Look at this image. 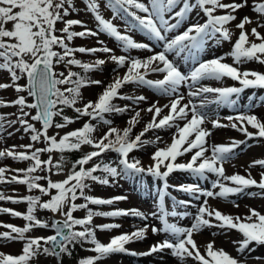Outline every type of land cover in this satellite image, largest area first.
Here are the masks:
<instances>
[{"label": "snow or ice", "instance_id": "obj_1", "mask_svg": "<svg viewBox=\"0 0 264 264\" xmlns=\"http://www.w3.org/2000/svg\"><path fill=\"white\" fill-rule=\"evenodd\" d=\"M84 3L86 11L93 15L96 31L88 28L81 20L65 19L75 10L73 0H0V73L7 72L11 80V83H0V90L13 87L17 93L26 92L28 97L34 99V102L29 103L24 95H19L12 101L0 100V107L19 106L20 115L16 120L7 121L9 126L19 122L24 126L25 132L31 133L32 142L39 143L43 140L46 145L43 148H34L30 143L20 146L25 151H16L15 146L12 149L0 150V159L10 157L16 161L32 162L26 169H13L16 174L10 177L6 176L9 170L0 167V183L26 185L29 191L38 189L42 195L49 197L46 201H42L40 196L31 195L13 199L0 193V200L27 203L26 213L0 208V213L10 214L26 221L23 227L0 224V227L8 229L0 232V241L23 242L21 253L18 255L0 252V264H30L40 256L56 257L59 264L61 254L71 255L68 245L75 243L81 245L90 243L93 247L89 250L96 253L94 256L80 259L78 264H97V261L117 253L150 256L165 250H170V255L176 258L179 264H187L189 258L194 264H244L223 248H216L215 241L208 242L201 251L193 236L194 233L206 228H218L225 232L234 230L241 237L232 241L238 255L249 251L253 243L264 245V214L249 208L247 214L234 216L222 213L208 202V198L227 201L230 197L245 194L253 187L260 191L247 192V195H260L264 198V159L254 160L249 165L250 168L259 166L262 169L259 181L254 179L250 172L247 176L239 173L226 175L224 168V164L233 158L235 149L241 144L253 138H264V120L248 112L225 117L224 119L229 121L228 124L221 123L220 119H213L211 120L213 129L230 127L243 133L246 140L208 145L212 130L204 127L208 117L202 109L209 104L234 108L238 106L239 98L245 90L264 89V73L241 70L239 67L247 62L264 65V34L258 31L259 28L264 27V21L257 19L256 26L249 32L246 25L254 21L247 15L242 17L240 22L235 24L239 35L233 43L234 33L229 25L237 20L235 13L248 6V0H240V2L232 0L228 3L224 0H194V2L193 0H104L105 7L113 13L112 19H106L101 14L100 0H84ZM251 8L258 17L264 18V0L254 2ZM193 10L202 12L206 17L205 22L192 23L177 33V29L186 23ZM125 17L133 21L128 30L139 28L150 39L160 42L162 50L141 59L129 55H116L113 49L104 46L103 41H98L100 47L70 46V42L76 37L98 36L102 32L118 41L125 53L134 49L152 52L153 48L148 43L135 41L130 35L122 33L113 23L114 19L124 20ZM58 22L62 23L63 27L57 28ZM74 26H80L84 30L73 31ZM213 39L217 45L222 42L232 43L231 50L215 58L199 60L198 53L202 52L206 43ZM76 53L109 55L106 59L84 63L76 58ZM169 54L184 60L191 59L194 67L187 74L182 72L176 61L169 58ZM229 57L233 61L232 64L225 62ZM109 61L116 66L113 69L116 74L112 81L104 87L95 101H88L83 107H77L83 87L103 83L101 80L89 79L87 73L100 70L101 66ZM60 64L64 65L65 71H56L57 65ZM71 66H78L85 74L72 71ZM121 68L126 69L122 76L118 73V69ZM151 73L160 74L162 78L148 79ZM224 78L238 82L239 86L211 87L201 83L205 80L221 81ZM21 79H26L25 85L18 83ZM127 84L146 85L171 98L169 103L158 106V102H154L146 109L147 112L152 113V119L134 138L131 133L140 122V111L135 112L128 121V127L123 129L111 127L112 122L104 118L106 113H123L128 110V106L118 107L114 103L116 99L131 100L134 104L147 100L143 95H123L120 90ZM182 85L188 88L187 96L191 98L187 103H182L185 96L179 94ZM195 98H201L199 104L194 103ZM261 99L264 101V98ZM58 106L72 108L78 114L76 119L85 116L91 120H99L109 125L108 130L102 136L94 137L92 134L96 131L95 125L85 122L82 127L62 136L58 132L49 135L48 131L53 126L62 129L75 122L72 118L63 115V107ZM26 108L36 110L35 115L25 111ZM164 109H168L166 114H162ZM57 116H61L64 123H55L54 118ZM25 117L39 122L41 128L38 129ZM4 119V116L0 115V130L4 129ZM249 126L255 131H249ZM157 129H174L171 143L163 141L159 136L154 140L142 139L145 133ZM158 143H164L165 146L156 148L151 155L152 163L149 166H143L139 159H129L130 153L134 150ZM83 145L92 146L94 150L73 162L65 179L53 181L47 175H33L37 170L49 173L54 169L57 172L62 171L63 155L60 161L54 162L51 156L47 160H42L41 153L78 151ZM107 152L119 154V166L122 167H113L108 163H93L90 167H86L94 158H99ZM209 152H211L210 156L207 155ZM186 154H191L186 163L177 162L178 158ZM177 171L187 172L204 180L208 179V174H213L216 179L212 181L210 189L201 188L195 183L169 185L168 177ZM97 172L102 174L96 175ZM145 173L164 182V191H161L159 196V214L151 213L160 221L162 227L145 224L130 233L112 237L107 244L100 242L96 237V228L109 231L120 228L121 225L110 223L92 227L93 217L131 215L147 220L148 216L137 209L93 211L88 207L89 204L112 205L127 197L104 199L87 195L85 190L91 187L87 182L109 185V177L129 178ZM41 180L47 181L46 186L39 183ZM169 187L197 201L201 197L204 198L198 205L189 227L169 221L168 217L183 218L190 215L188 212H177L175 209L187 208L192 203L191 200H176L173 197V210L167 211L164 199L168 195ZM81 198L85 203H75ZM232 203L239 207L235 201ZM37 209L59 213L63 219L54 220L49 225L35 215ZM81 209L87 210L86 216L75 218L73 213ZM75 226H80L82 230H74ZM37 227L45 229L51 227L55 230V234L36 237L26 235ZM149 228L154 235L164 233L166 238L156 242L145 252H129L125 246L146 239Z\"/></svg>", "mask_w": 264, "mask_h": 264}, {"label": "rangeland", "instance_id": "obj_2", "mask_svg": "<svg viewBox=\"0 0 264 264\" xmlns=\"http://www.w3.org/2000/svg\"><path fill=\"white\" fill-rule=\"evenodd\" d=\"M81 1V2H80ZM194 2V0H193ZM224 2H232V0H224ZM235 2H240V0H235ZM254 2H259V0H248V6L244 7L243 9L239 10L235 13L237 16V20L232 22L229 25L232 32L234 33L232 42L234 43L235 39L239 35V30L235 28V24L240 22V19L245 15L251 17L254 23L246 25V29L250 32L252 27L256 26L255 21L257 19H261L264 21V18H260L257 16L255 12L252 11V4ZM74 9L70 12L69 16L65 19H78L84 22L88 28L96 31V22L93 18V15L86 11V5L84 0H73ZM101 4V14L106 19H112L113 13L111 10L107 9L104 5V0H100ZM222 14V13H218ZM206 17H204L202 12H198L197 10H193L189 14V18L187 19L186 23L181 26L180 29H177V33L183 31L188 25L192 23H204ZM118 22L120 24L121 29H123L126 33L130 35L135 41L141 43H148L152 48L153 51L149 52L148 50L144 49H134L129 50V52L125 53L122 51L120 43L116 41L113 37L108 36L105 33H100L99 35L102 38L99 41L104 42V46H107L113 49L116 55H129L132 57H139L144 59L150 55H153L154 52L161 51L162 45L160 42L152 40L148 37V35L140 30L139 28H131L133 21L129 17H125L124 20L119 18L114 19L113 23L115 24ZM63 27V24L58 22L57 28ZM73 31H83L84 29L80 26H74ZM261 34H264V27L258 29ZM59 34V33H58ZM91 37V38H90ZM98 36H87V39L90 40L91 44L90 47H94V43H96ZM83 38L76 37L73 41L70 42L71 47H87ZM89 47V48H90ZM232 43L229 42H222L221 44L217 45L215 40H209L205 48L202 52L198 53L199 60H207L211 58H215L217 56H221L224 53H227L231 50ZM59 51V49H56ZM109 54L105 53H95V54H87V53H76V58L80 59L84 63L92 62L96 59H106ZM170 59H174L178 66L180 67L181 71L184 73H188L192 67H194V63L191 59L184 60L179 57H175L173 54H169ZM179 59V60H178ZM227 63L232 64L233 61L229 57L226 59ZM115 64L111 61L107 62L105 65L101 66L100 70L92 71L87 73L89 79H97L101 80L103 83L101 85H90L87 87H83L81 89V99L77 103V107H83L85 103L88 101H95L98 95L104 90V87L107 86L111 81L113 75L116 73L113 72L115 68ZM241 70H255L264 73V65H260L256 62H247L242 65H239ZM71 70L78 72L82 70L78 66H71ZM57 72L65 71L64 65L60 64L56 67ZM125 72V68L118 69V73L123 75ZM79 73V72H78ZM85 73L83 72V75ZM148 79H159L162 78L160 74L151 73L147 77ZM0 83H11L10 77L7 72L0 73ZM19 84L25 85L26 79H21L18 81ZM203 85L211 86V87H228V86H239L238 82L232 81L231 79L224 78L221 81H214V80H205L201 82ZM199 86V85H198ZM63 87V86H61ZM250 89L245 90L239 98L238 106L234 108H229L226 106L217 107L215 104L211 105L210 107H205L202 109L203 112L206 113L208 119L207 121L213 119H220L221 123L228 124L229 121L224 119L227 116H235L240 112H248L249 114H255L261 120H264V101L261 98H264V89H253V93H247ZM123 95L128 96H139L143 95L147 97L146 101H142L139 104H134L131 100H122L116 99L114 103L118 107H125L128 106V110L123 113H106L104 114V118L110 120L111 127H116L118 129H123L128 127V121L135 115L136 111H140V118L139 123L133 128L132 130V137L134 138L135 135L139 134L146 124L151 121L152 113L146 111V109L154 102H158L159 104L162 101H166L169 103L170 97L163 95L157 89L150 88L146 85H137V84H127L121 90ZM11 92V95L8 94ZM88 92V93H87ZM188 88L185 86H181L179 88V94L185 96L184 103H187L188 99H191L187 96ZM88 94V95H86ZM19 95H24L27 98V101L31 103L32 101L27 96V93H17L13 90V87H9L7 89L0 90V100L4 101H12L15 100ZM211 98V95H209ZM251 98V99H250ZM201 98H195L194 103L199 104ZM161 101V102H159ZM183 102V101H182ZM165 102L163 103L166 104ZM251 103V104H249ZM251 107H248L249 105ZM63 107V115H66L72 118L75 122L72 124L67 125L62 129H56L54 126L49 129V135H55L57 132L60 136L66 134L69 131L74 129H78L82 127L85 122L92 123L93 125L97 124L96 120H91L89 117L82 116L79 119H76L77 113L74 112L72 108ZM25 111H30L32 115H35V110L32 109H24ZM168 109H164L162 114H166ZM0 115L4 116V129L1 131L3 135V139L0 141V150L4 149H12L15 146L16 151H25L22 149L21 145H27L32 143L34 148H43L45 147V143L43 140L39 143L32 142L30 140L31 133L24 131V126H22L19 122L12 124L9 126L7 121L9 120H16L17 116L20 115L19 106H4L0 107ZM28 119L30 123L35 124V126L39 129L41 128L36 121H31L30 117H25ZM55 123H64L61 116H57L54 118ZM205 122L204 127L212 130L211 137L208 138V145H215V144H228L232 140L236 141H245L246 137L243 133L238 132L232 128H212L211 122ZM99 123V122H98ZM183 123V122H181ZM103 125L97 124L95 125L96 131L92 134L94 137L102 136L107 130V127H102ZM174 129H157V130H150L145 133V136L142 139L145 140H154L157 136L162 137L163 141H167V143H171V135ZM249 131H255L250 128ZM59 138V137H58ZM212 142V143H211ZM164 143L158 144H148L145 147L134 150L129 155V159H139L141 164L146 167L145 163L148 161L149 165L152 163L151 155L156 150L157 147H164ZM34 150V149H33ZM94 150L92 146L83 145L80 150L77 152L81 154H86L90 151ZM66 152V151H65ZM63 155L64 160L62 161V171L57 172L55 169L52 172H44L37 170L36 173L33 175H40V176H49L53 181H61L66 178V175L72 168V164L69 161L68 157L64 153H60L58 151H54L52 153H41V159L47 160L49 156L52 157L53 161H60V157ZM191 154H186L184 157L178 158L179 163H186L190 159ZM207 155H211V152L207 153ZM119 154L115 152H107L102 154L99 158H94L93 161L89 162V165L86 167H90L93 163H108L113 167H122L119 166ZM257 159H264V138H253L247 140L246 143L241 144L238 148L235 149V155L233 158L224 164L225 174L232 175L234 173H239L241 175L247 176L248 173H251V176L256 179L257 181L260 180V172L262 169L259 166L254 168H250L249 165L252 161ZM32 162L31 161H16L10 157L0 159V167H5L9 171L6 173V176H11L16 174L13 172V169H26ZM101 175V174H100ZM216 179L213 174H208V179H200L198 177H194L187 172L177 171L172 173L168 177L169 185H179V184H188V182H197L201 188L210 189L212 181ZM110 183L109 185H100L98 183H94L92 181H88L91 185L90 189H86V194L91 195L94 197L110 199L117 196H124L127 197L125 200L116 201L112 205H92L89 204L88 207L93 211H101V212H108L113 211L116 209H123V210H130V209H137L143 212L146 216H148L147 220H142L138 217H134L131 215L128 216H119V217H103V216H95L93 217L92 227L96 225L102 224H110L115 223L121 225L120 228L112 229L109 231H101L96 228V237L97 239L107 244L110 239L116 235L122 233H130L138 227H143L145 224H149L151 226H155L157 228L162 227L160 221L153 217L151 213L156 212L159 214V196L161 191H164V182L160 179L154 178L149 174H137L129 178L117 177L115 179L109 177ZM40 184L46 186L47 181L41 180L39 181ZM205 186V187H204ZM218 190V189H217ZM260 190L253 187L247 190V192H259ZM168 195L165 196L164 205L167 211L173 210L174 201L172 197H175L176 200L183 199L187 196L182 195L176 191L173 187H169L167 189ZM247 192L243 195L233 196L230 197L229 200H223L220 198H208L209 205L219 209L222 213L225 214H232V215H245L248 213L249 208L256 209L261 214H264V198L260 195L256 196H249ZM0 193H3L6 197H12L13 199H18L23 196H40L42 201H46L49 199L48 196L42 195L38 189H33L31 191L28 190L26 185H21L17 183H0ZM179 195V196H178ZM180 197V198H178ZM203 197L199 201L190 199L192 203L187 208L176 207L177 212H188L190 215H187L183 218L180 217H168L171 223H177L179 226L189 227L191 225V220L197 212V207L203 201ZM232 201H235L239 205L244 212V214L238 213V207L234 206ZM75 203H85V201L81 198L75 201ZM227 206L231 209L228 210ZM0 208H10L15 211H19L21 213H26L27 210V203H13L11 200H0ZM85 209L77 210L73 213L75 218H84L86 216ZM35 215L41 219L42 221H46L51 225V218L59 217L63 218L59 213H52L47 210L37 209ZM26 221L22 218L14 217L10 214L0 213V224H12L18 227H23ZM125 225H130L132 228L131 230H126L123 228ZM74 230H82L80 226H75ZM8 231L6 228L0 227V232ZM215 233V235H213ZM53 235V228H33V230L26 235L36 237V236H48ZM166 238L164 233L154 235L149 228V231L146 234V239L141 241H136L133 243L127 244L125 247L128 249L129 252H136L142 253L147 251L153 244L159 241H163ZM194 240L196 241L197 245L200 246L201 251L204 250V246L210 242L215 241L216 248H223L225 251L230 253L233 257L238 258L239 260L243 261L244 264H264V245H256L253 243L250 246V250L246 251L242 255H238L236 251V246L233 245L232 241L239 240L241 237L234 231H227L225 232L222 229L218 228H206L199 233H194L193 236ZM23 242L17 241H0V252L5 254H12L18 255L21 253ZM92 245L90 243H84L81 245L77 243L78 251L76 259L70 258L67 253H62L60 257L59 264H78L79 260L82 258H87L90 256L96 255V253L90 251ZM69 248V245H68ZM115 255V256H114ZM67 256V257H66ZM128 258V259H125ZM166 259L169 261L170 264H179L178 260L170 255V250H165L164 252L155 253L150 256H140V255H130L126 253H117L110 255L106 259L97 261V264L108 263L107 261H116L119 264H160L156 263V259ZM259 258V259H258ZM33 264H58L54 257L51 256H40L39 258L31 261ZM162 264H168L162 263ZM187 264H194V261L189 258Z\"/></svg>", "mask_w": 264, "mask_h": 264}, {"label": "bare ground", "instance_id": "obj_3", "mask_svg": "<svg viewBox=\"0 0 264 264\" xmlns=\"http://www.w3.org/2000/svg\"><path fill=\"white\" fill-rule=\"evenodd\" d=\"M81 2V1H80ZM117 26H118V29L122 32V33H126L123 29H121V27H120V24L118 23V22H116L115 23ZM91 38V37H90ZM100 38H102V36H100V35H98V37H97V40H96V43H94L95 45H94V47H100L101 45L98 43V41H99V39ZM84 40L83 41H85V43L87 44V47L89 48L90 47V44H91V42H90V40L89 39H87V37H84L83 38ZM101 41V40H100ZM91 48V47H90ZM97 54H99V53H97ZM125 71H126V69H125ZM122 74V73H121ZM121 74H119V75H121ZM124 74V73H123ZM114 76V75H113ZM113 78V77H112ZM13 90L15 91V89L13 88ZM254 91H253V89H250L247 93H253ZM88 93V92H87ZM8 94L9 95H11V92H8ZM86 95H88V94H86ZM159 102H161V101H159ZM165 103H166V101H164ZM163 101H162V103L161 104H159L158 103V106H162L163 105V103H164ZM182 103H184V101L182 102ZM167 113V112H166ZM207 121V120H206ZM208 123L209 122H211V120L209 119L208 121H207ZM4 126H6V125H4ZM1 131L2 130H0V141L3 139V135L1 134ZM167 142V141H166ZM212 143V142H211ZM149 161V160H148ZM146 162L145 163V165H146V167L147 166H149V162ZM227 209L228 210H230L231 208L229 207V206H227ZM238 213H240V214H244V212H243V210L241 209V208H239L238 207ZM131 226L130 225H125V226H123V228L124 229H126V230H131L132 228H130ZM50 235V234H49ZM48 235V236H49ZM113 255V254H112ZM115 256V255H114ZM125 259H128V258H125ZM117 261V260H116ZM116 261H107L108 263H102V264H119L118 262H116ZM156 261V263H159V262H161L160 264H162V263H166V262H168V264H170L169 263V261L168 260H166V259H156L155 260Z\"/></svg>", "mask_w": 264, "mask_h": 264}, {"label": "trees", "instance_id": "obj_4", "mask_svg": "<svg viewBox=\"0 0 264 264\" xmlns=\"http://www.w3.org/2000/svg\"><path fill=\"white\" fill-rule=\"evenodd\" d=\"M81 75H83V69L82 70H79L78 71ZM96 122H97V124H101V125H103L102 127H107V125H105V124H103L101 121H99V120H96ZM99 122V123H98ZM97 124H95V125H97ZM64 154L68 157V159H69V161L71 162V164H73V162H75L77 159H79V158H81L82 156H83V154H81V153H79V152H77V151H66V152H64ZM96 175H100V174H102V173H100V172H97V173H95ZM91 247H93V245L91 246ZM69 250H70V252H71V255H68V256H70V258H74V259H76V257H77V251H78V247H77V243H75V244H70L69 245ZM67 257V256H66ZM30 264H33V263H31L30 262Z\"/></svg>", "mask_w": 264, "mask_h": 264}, {"label": "water", "instance_id": "obj_5", "mask_svg": "<svg viewBox=\"0 0 264 264\" xmlns=\"http://www.w3.org/2000/svg\"><path fill=\"white\" fill-rule=\"evenodd\" d=\"M30 99H31V101L32 102H34V99L32 98V97H30ZM35 112H36V110H35ZM39 123V122H38ZM39 126L41 127V124L39 123ZM63 218H59V217H54V218H51V223H52V221H54V220H62ZM65 231H67V230H65ZM55 234V230L53 229V235ZM55 258V260H56V262L58 263V260H57V258L56 257H54ZM59 261H60V259H59Z\"/></svg>", "mask_w": 264, "mask_h": 264}]
</instances>
